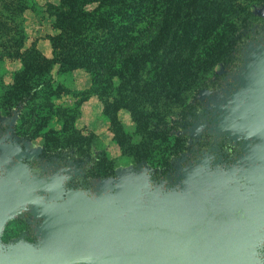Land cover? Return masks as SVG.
<instances>
[{"label":"rangeland","instance_id":"rangeland-1","mask_svg":"<svg viewBox=\"0 0 264 264\" xmlns=\"http://www.w3.org/2000/svg\"><path fill=\"white\" fill-rule=\"evenodd\" d=\"M239 3L249 15L227 64L215 67L186 110L167 118L178 146L165 139L156 155L136 158L142 135L129 112L103 115L82 69L58 73L56 66L49 77L62 86L54 102L66 123L92 134L93 145L46 150L44 137L18 135L25 101L10 106L9 88L20 83L14 75L26 50L52 58L49 37L58 33L52 14L61 0H0V264H89L87 253L122 264L128 254L134 261L155 252L176 259L186 249L201 254L195 264H264V105L256 120L228 111L235 92L260 80L259 54L251 52L264 46V0ZM19 32L18 55L8 57ZM64 122L55 115L46 131L58 133ZM120 130L133 144L126 153L116 140ZM99 153L112 169L94 172ZM160 158L162 167L152 163ZM172 191L183 199L184 219L163 214L174 202L147 210V198L162 204ZM134 214L142 221L133 222Z\"/></svg>","mask_w":264,"mask_h":264},{"label":"trees","instance_id":"trees-1","mask_svg":"<svg viewBox=\"0 0 264 264\" xmlns=\"http://www.w3.org/2000/svg\"><path fill=\"white\" fill-rule=\"evenodd\" d=\"M237 2L61 0L52 14L53 27L58 31L49 37L52 58H45L35 48L26 50L21 57L22 68L14 75L20 83L9 88L13 94L8 99L10 106L25 101L18 135L44 137L46 150L72 146L85 151L93 145V135L83 136L68 125L65 110L55 105L62 86L49 76L57 66L58 73L82 69L90 75V91L102 102L107 118L119 110L129 112L142 135L134 146L139 150L136 158L148 152L156 155L164 148L165 139L178 146L179 140L165 129L167 118L173 109L186 110L193 95L211 79L215 67L227 64L249 15L241 8L248 10L246 4ZM18 35L19 40L8 47V57L18 55L23 36L22 32ZM55 115L64 117L65 122L60 132L48 133ZM60 134L69 145L62 143ZM115 136L124 153L132 148L126 132L120 130ZM52 138L54 141L49 142ZM106 162L99 153L94 172L112 169L104 166ZM161 162L163 158L152 163L162 167Z\"/></svg>","mask_w":264,"mask_h":264},{"label":"water","instance_id":"water-1","mask_svg":"<svg viewBox=\"0 0 264 264\" xmlns=\"http://www.w3.org/2000/svg\"><path fill=\"white\" fill-rule=\"evenodd\" d=\"M259 54V76L260 80H258L257 83L254 84L253 88L251 90H244L235 92L233 94V99L231 100L230 108L228 111L235 112V113H243L242 118H249L251 117L252 120H256L258 118V111L259 109L264 105V46H259L255 50H252L251 56H254L255 54ZM225 104V103H224ZM224 112V110H222ZM227 112V111H225ZM234 123H238V120L235 119ZM245 137V136H244ZM171 196L170 199H167L166 201H161L162 204H157L156 201L158 200H151L147 198L148 201L147 204V210H155L160 205H165L167 208L170 206V202L176 203V205L172 206L171 208L175 207L172 210H169V212H164L163 214L167 213L169 219L174 220L176 222V218L179 216H182L183 219L185 217L186 208L184 207L183 199H181V196L179 193L172 191V193L169 194ZM151 206V208H149ZM163 209V208H162ZM138 215V216H136ZM160 217L157 220H161V212H159ZM134 217L133 222L142 221L139 214H134L131 218ZM133 224V223H131ZM138 224V223H137ZM136 225V223H135ZM141 225V224H139ZM161 225V224H159ZM189 251L186 249L184 254L176 259H171L167 254L165 253H158L155 252L154 256L147 261H134L130 254L126 255V257L122 260V264H195L201 257V254H198L196 256H190L188 255ZM86 258L88 259L89 264H106L100 257H96L93 254H85Z\"/></svg>","mask_w":264,"mask_h":264}]
</instances>
